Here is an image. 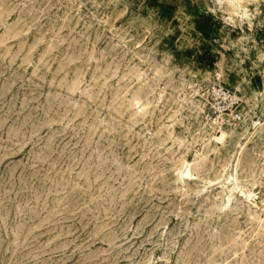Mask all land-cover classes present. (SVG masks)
<instances>
[{
  "label": "rangeland",
  "instance_id": "374dc122",
  "mask_svg": "<svg viewBox=\"0 0 264 264\" xmlns=\"http://www.w3.org/2000/svg\"><path fill=\"white\" fill-rule=\"evenodd\" d=\"M263 153L264 0H0V264H264Z\"/></svg>",
  "mask_w": 264,
  "mask_h": 264
},
{
  "label": "bare ground",
  "instance_id": "6f19581e",
  "mask_svg": "<svg viewBox=\"0 0 264 264\" xmlns=\"http://www.w3.org/2000/svg\"><path fill=\"white\" fill-rule=\"evenodd\" d=\"M216 128L217 130L214 135V140L223 143L225 138L227 137V132L221 126H217ZM262 158L264 159V153ZM182 176H184L185 178L191 177L192 176L191 170L189 168L185 169L182 172ZM222 185L226 187V190H228V197H230L235 193H238L240 196H242L243 198H245L246 200L252 203H256L257 198H259L257 196V192L251 191L246 187L239 185L234 174H229L228 177L225 178V181L222 183Z\"/></svg>",
  "mask_w": 264,
  "mask_h": 264
},
{
  "label": "built area",
  "instance_id": "2783aa9c",
  "mask_svg": "<svg viewBox=\"0 0 264 264\" xmlns=\"http://www.w3.org/2000/svg\"><path fill=\"white\" fill-rule=\"evenodd\" d=\"M213 89H214L213 92H214V94H215L216 96H219V97H222V98H225V97H226L227 93L224 92L223 89H217L216 87H214ZM232 100H233V98H232ZM232 100H231V101H232ZM236 101H237V100H236ZM236 101H235V102H236ZM235 102H232L231 105H233ZM222 111H223V110L218 109L217 112H216V115L219 114V113H223ZM214 116H215V115H214Z\"/></svg>",
  "mask_w": 264,
  "mask_h": 264
}]
</instances>
